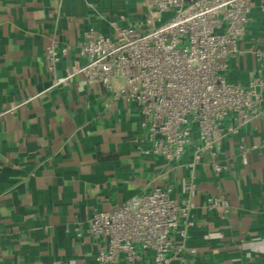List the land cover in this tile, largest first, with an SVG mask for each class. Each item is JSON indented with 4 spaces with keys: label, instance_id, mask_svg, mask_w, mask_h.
<instances>
[{
    "label": "crops",
    "instance_id": "obj_1",
    "mask_svg": "<svg viewBox=\"0 0 264 264\" xmlns=\"http://www.w3.org/2000/svg\"><path fill=\"white\" fill-rule=\"evenodd\" d=\"M144 15L143 0H0V115L16 108L0 116V264H93L102 242L86 233L91 216L156 188L193 205L186 246L195 253L171 264H264V116L226 136L219 161L228 168L217 174L209 154L195 168L191 152L179 163L144 156L142 117L122 80L111 91L82 76L53 86L81 62L77 46L89 28L114 37L113 23L137 28ZM53 39L70 47L55 76L45 60ZM261 48L264 0H254L227 80L247 85L251 74L264 76L254 54ZM241 143L259 147L247 165ZM210 196L230 208L207 210ZM141 264H153L150 252Z\"/></svg>",
    "mask_w": 264,
    "mask_h": 264
},
{
    "label": "built area",
    "instance_id": "obj_2",
    "mask_svg": "<svg viewBox=\"0 0 264 264\" xmlns=\"http://www.w3.org/2000/svg\"><path fill=\"white\" fill-rule=\"evenodd\" d=\"M143 4L145 15L137 28L113 23L114 37L89 28L77 46L81 62L54 78L53 86L69 87L82 76L87 84L111 91L113 81L122 80L121 93L142 117L144 156L179 163L191 152L189 167L195 168L209 154L213 170L222 173L228 168L219 161L226 136L239 134L264 116V76L251 74L243 85L229 82L225 75L229 58L243 53L254 0H143ZM69 52L70 47L57 39L47 45L50 74L55 76ZM254 54L264 66V48ZM258 148L239 145L243 165ZM190 188L194 189L192 183ZM171 192L156 188L112 211L94 213L86 233L102 245L93 264H118L121 258L127 264H141L146 251L153 264H171L185 252L194 254L186 246L196 227L193 205L189 199L174 200ZM205 208L226 211L230 203L210 196Z\"/></svg>",
    "mask_w": 264,
    "mask_h": 264
}]
</instances>
